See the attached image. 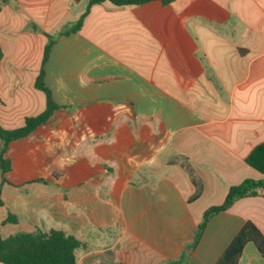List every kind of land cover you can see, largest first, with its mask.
<instances>
[{
  "label": "crops",
  "instance_id": "obj_1",
  "mask_svg": "<svg viewBox=\"0 0 264 264\" xmlns=\"http://www.w3.org/2000/svg\"><path fill=\"white\" fill-rule=\"evenodd\" d=\"M0 44V125L46 110L42 71L59 106L8 146L4 237L62 230L77 264H216L247 222L264 234L261 193L191 248L207 209L264 178L245 162L264 142V0H3ZM240 264L264 258L249 243Z\"/></svg>",
  "mask_w": 264,
  "mask_h": 264
},
{
  "label": "trees",
  "instance_id": "obj_2",
  "mask_svg": "<svg viewBox=\"0 0 264 264\" xmlns=\"http://www.w3.org/2000/svg\"><path fill=\"white\" fill-rule=\"evenodd\" d=\"M109 1L115 6L142 5L148 2L160 1L165 5L174 0H90V6L96 3ZM3 0H0V13ZM85 16V15H84ZM84 16L66 34L77 32ZM49 44L45 49L44 60L47 59L53 44V37L48 36ZM4 52L0 44V63ZM37 88L46 94V110L35 117H28L25 125L19 129L7 130L0 125V139L4 142L0 150V168L2 171V183L6 182L5 175L11 170V163L6 158V152L11 142L27 137L39 126L47 123L58 105L54 102L50 89L44 82V73L41 72ZM245 162L264 175V142L258 144L246 157ZM264 194V178L260 180L246 179L241 184L230 188L223 204L212 206L204 212L201 224L198 226L196 236L191 248H195L207 227L209 221L215 215L228 210L237 200L245 197ZM4 205L2 199V187L0 186V207ZM6 223L17 222L16 216L9 214ZM253 243L264 258V234L251 221L247 222L238 235L233 239L228 248L216 264H240V259L247 244ZM82 243L75 236L62 230L51 229L44 231L37 229L35 232H20L9 237H4L0 232V263L2 264H77L76 251Z\"/></svg>",
  "mask_w": 264,
  "mask_h": 264
}]
</instances>
